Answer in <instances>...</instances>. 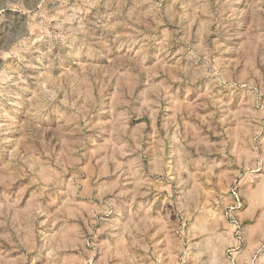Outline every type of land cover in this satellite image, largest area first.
Instances as JSON below:
<instances>
[{
    "label": "rangeland",
    "instance_id": "1",
    "mask_svg": "<svg viewBox=\"0 0 264 264\" xmlns=\"http://www.w3.org/2000/svg\"><path fill=\"white\" fill-rule=\"evenodd\" d=\"M0 264H264V0H0Z\"/></svg>",
    "mask_w": 264,
    "mask_h": 264
}]
</instances>
